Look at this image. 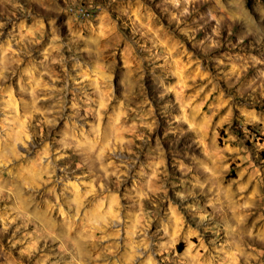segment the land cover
<instances>
[{
  "label": "rangeland",
  "instance_id": "rangeland-1",
  "mask_svg": "<svg viewBox=\"0 0 264 264\" xmlns=\"http://www.w3.org/2000/svg\"><path fill=\"white\" fill-rule=\"evenodd\" d=\"M0 264H264V0H0Z\"/></svg>",
  "mask_w": 264,
  "mask_h": 264
}]
</instances>
